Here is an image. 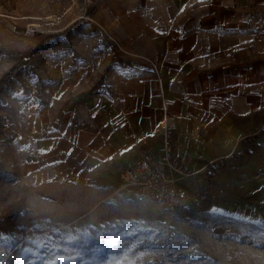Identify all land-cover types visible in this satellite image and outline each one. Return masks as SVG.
<instances>
[{
	"label": "crops",
	"instance_id": "obj_1",
	"mask_svg": "<svg viewBox=\"0 0 264 264\" xmlns=\"http://www.w3.org/2000/svg\"><path fill=\"white\" fill-rule=\"evenodd\" d=\"M94 16L138 63L111 68L94 89L52 86L60 106L27 136L29 177L113 182L142 153L161 155L168 129L193 199L224 161L210 210L264 223V0H96ZM240 152L245 161L231 165Z\"/></svg>",
	"mask_w": 264,
	"mask_h": 264
},
{
	"label": "rangeland",
	"instance_id": "obj_2",
	"mask_svg": "<svg viewBox=\"0 0 264 264\" xmlns=\"http://www.w3.org/2000/svg\"><path fill=\"white\" fill-rule=\"evenodd\" d=\"M95 3L0 0V261L41 264L43 252L47 261L59 255L57 264H264V223L211 208L182 215L191 203L173 215L121 178L35 182L27 174V136L60 106L52 86L66 79L94 89L111 68L138 63L110 48Z\"/></svg>",
	"mask_w": 264,
	"mask_h": 264
},
{
	"label": "built area",
	"instance_id": "obj_3",
	"mask_svg": "<svg viewBox=\"0 0 264 264\" xmlns=\"http://www.w3.org/2000/svg\"><path fill=\"white\" fill-rule=\"evenodd\" d=\"M107 35L111 49L127 52L117 37L110 33ZM145 60L156 69L155 61L150 58ZM162 136L163 153H142L132 164L123 168L120 178L125 184L136 187L141 195L154 201L163 211L178 215L194 200L184 184L193 172L177 152L173 132L164 130ZM218 192H223V189H218Z\"/></svg>",
	"mask_w": 264,
	"mask_h": 264
},
{
	"label": "trees",
	"instance_id": "obj_4",
	"mask_svg": "<svg viewBox=\"0 0 264 264\" xmlns=\"http://www.w3.org/2000/svg\"><path fill=\"white\" fill-rule=\"evenodd\" d=\"M16 70V68L11 71L5 80L9 78L12 73ZM3 82V81H1ZM0 82V84H1ZM259 135L264 134V123L261 129L258 132ZM251 138L247 137L243 140L242 146H243V152H247V148L250 144ZM243 152H240L233 156L232 160L230 161L231 165H240L245 161V156L243 155ZM227 164L224 161H218L215 165H209L207 172L204 175L203 180V195H201L197 200H193L190 204V206L187 208L186 211H182V215H186L188 211H196V212H207L213 205L214 197L211 192V185L217 175V173L223 169L226 168Z\"/></svg>",
	"mask_w": 264,
	"mask_h": 264
},
{
	"label": "snow or ice",
	"instance_id": "obj_5",
	"mask_svg": "<svg viewBox=\"0 0 264 264\" xmlns=\"http://www.w3.org/2000/svg\"><path fill=\"white\" fill-rule=\"evenodd\" d=\"M212 212L214 214L219 213V214H223L221 210L218 209H212ZM78 239V237L76 238ZM39 248H42L44 250H46L49 253H56L58 254L60 252V249H49L47 244L44 245H38ZM24 251H30L29 249H24ZM37 255V259L41 260V264H57V260L61 259V257H59V255H57V260H52V261H47V260H43V252L40 253H36ZM69 259H72V257H69ZM0 264H2V261H0Z\"/></svg>",
	"mask_w": 264,
	"mask_h": 264
}]
</instances>
